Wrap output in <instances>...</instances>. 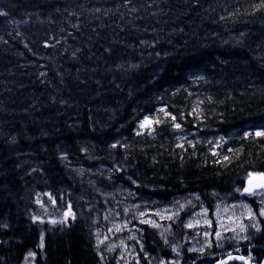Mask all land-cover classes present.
I'll list each match as a JSON object with an SVG mask.
<instances>
[{
  "label": "trees",
  "instance_id": "16d2710c",
  "mask_svg": "<svg viewBox=\"0 0 264 264\" xmlns=\"http://www.w3.org/2000/svg\"><path fill=\"white\" fill-rule=\"evenodd\" d=\"M259 129L264 0H0V264H177L185 218L264 173ZM125 191L195 207L122 253L98 232ZM191 248L261 264L264 231Z\"/></svg>",
  "mask_w": 264,
  "mask_h": 264
},
{
  "label": "rangeland",
  "instance_id": "374dc122",
  "mask_svg": "<svg viewBox=\"0 0 264 264\" xmlns=\"http://www.w3.org/2000/svg\"><path fill=\"white\" fill-rule=\"evenodd\" d=\"M147 126L148 121H142L138 126L139 131L144 132ZM262 132L264 130L257 131V133ZM236 135L235 133L230 137H223L217 142L230 143ZM114 199L116 206L107 212L102 227H99L98 235L109 238L107 245L113 242L121 251L131 247L127 239H133L132 243L134 239H137L135 237L139 229V221L145 220L156 226H162L164 223L169 225L181 212L195 206L194 196L176 198L166 206H159L149 201L136 204L134 196L128 191L119 192ZM252 199L253 204L259 203L258 209L248 202H237L223 204L213 212L205 209L197 212L189 222L196 226L197 239L186 245H191V249L197 251L222 241L225 242L229 238L237 237L238 241L245 239L243 237L247 235L249 229L260 223L261 216L264 218V192L253 195Z\"/></svg>",
  "mask_w": 264,
  "mask_h": 264
},
{
  "label": "bare ground",
  "instance_id": "6f19581e",
  "mask_svg": "<svg viewBox=\"0 0 264 264\" xmlns=\"http://www.w3.org/2000/svg\"><path fill=\"white\" fill-rule=\"evenodd\" d=\"M146 121H148V126L150 125V118H148V119H145ZM148 126L146 127V129L148 128ZM139 129V128H138ZM140 132V131H139ZM142 133V132H141ZM255 194H257V193H252V197H253V195H255ZM243 195H245V192L243 191ZM242 195V196H243ZM49 198V197H48ZM253 202V201H252ZM129 207V206H128ZM132 207V206H131ZM70 214V213H69ZM105 217V216H104ZM67 219V218H66ZM145 221V220H144ZM139 221V222H142V224H144V223H148V224H151V225H153L151 222H147V221ZM163 223V222H162ZM169 223V222H168ZM130 224V223H129ZM153 226H156V225H153ZM69 227V226H68ZM200 228V227H199ZM128 233V232H127ZM227 233V232H226ZM136 238V237H135ZM197 239V238H196ZM129 242V241H128ZM210 242V241H209ZM106 243V242H105ZM129 247V246H128ZM188 247V246H187ZM190 247H192L191 245H190ZM234 249V248H233ZM190 250V249H189ZM192 250V249H191ZM194 250V249H193ZM123 251H125V250H123ZM123 251H122V253H123Z\"/></svg>",
  "mask_w": 264,
  "mask_h": 264
},
{
  "label": "water",
  "instance_id": "95a60500",
  "mask_svg": "<svg viewBox=\"0 0 264 264\" xmlns=\"http://www.w3.org/2000/svg\"><path fill=\"white\" fill-rule=\"evenodd\" d=\"M233 258H231V259H227V260H225L224 262H222V263H220V264H226L227 262H229L230 260H232Z\"/></svg>",
  "mask_w": 264,
  "mask_h": 264
}]
</instances>
